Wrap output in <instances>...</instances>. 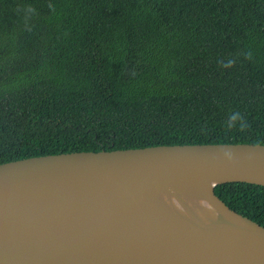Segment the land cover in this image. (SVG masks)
Here are the masks:
<instances>
[{"label": "trees", "instance_id": "1", "mask_svg": "<svg viewBox=\"0 0 264 264\" xmlns=\"http://www.w3.org/2000/svg\"><path fill=\"white\" fill-rule=\"evenodd\" d=\"M207 143L264 144V0H0V164Z\"/></svg>", "mask_w": 264, "mask_h": 264}, {"label": "water", "instance_id": "2", "mask_svg": "<svg viewBox=\"0 0 264 264\" xmlns=\"http://www.w3.org/2000/svg\"><path fill=\"white\" fill-rule=\"evenodd\" d=\"M264 186V144L73 151L0 164V264H264L218 185Z\"/></svg>", "mask_w": 264, "mask_h": 264}]
</instances>
